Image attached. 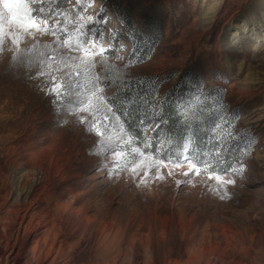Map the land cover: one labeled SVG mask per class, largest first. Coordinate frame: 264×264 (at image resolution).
Returning <instances> with one entry per match:
<instances>
[{"label": "rangeland", "instance_id": "obj_1", "mask_svg": "<svg viewBox=\"0 0 264 264\" xmlns=\"http://www.w3.org/2000/svg\"><path fill=\"white\" fill-rule=\"evenodd\" d=\"M57 2L78 11L50 0ZM102 5L109 21L103 39L113 30L123 37L118 55L124 60L110 57L111 63H126L141 39L150 48L122 69L128 81L148 80L162 97L188 74L200 78L213 100L219 90L222 107L213 106L207 132L223 134L214 125L227 128L230 121L237 139L254 135L244 171L227 177L235 183L223 200L208 191L204 176L177 184L187 167L171 162L161 169L163 181L148 173L144 183L130 174L131 165L106 174L89 134L54 110L25 70H9L14 55L35 62L51 52L53 38H27L18 53L8 51L13 45L6 41L0 53V205H6L0 216L29 197L60 216L55 233L62 251L41 264H264V0H95L97 12ZM4 232L0 264H30L32 240L6 260L13 243L7 245L10 231L0 228Z\"/></svg>", "mask_w": 264, "mask_h": 264}, {"label": "snow or ice", "instance_id": "obj_2", "mask_svg": "<svg viewBox=\"0 0 264 264\" xmlns=\"http://www.w3.org/2000/svg\"><path fill=\"white\" fill-rule=\"evenodd\" d=\"M63 2L76 5L78 11L62 9L59 2L53 6L50 0H0V53L5 50L6 41L13 45L7 50L18 53L27 38L34 43L41 36L53 38L47 45L51 52L42 54L35 62L14 55L9 70L17 67L25 70L37 91L49 98L54 110L89 134L92 154L106 174L109 168L116 173L126 172L131 165L130 174L138 180L147 183V174L151 173L152 178L163 181L161 169H167L171 162L177 169L187 167L182 173L185 180L177 184L187 185L194 177L204 176L207 181H214L205 182L208 191L226 199L228 185L235 183L227 177L243 173L244 157L251 155L254 135L241 141L232 131L230 121L226 122L227 128L216 124L214 127H220L223 134L217 133L213 147L202 151L189 131L190 125L185 123L176 139L171 130L164 128L168 117L161 109L170 107L178 112L186 101L165 99L161 104L153 98L145 103L140 95L133 97L128 91V73L122 69L136 61L138 49L134 47L126 63L110 62V57L124 60L118 55L123 37L113 30L108 39H103L109 23L107 5L101 6L104 11L97 12L95 0ZM222 99L219 90L214 100L211 92L205 95V100L221 107ZM141 108L143 115L135 121L139 130L133 133L130 120ZM149 132L155 136L151 137ZM167 175L171 177L174 173L169 170Z\"/></svg>", "mask_w": 264, "mask_h": 264}, {"label": "trees", "instance_id": "obj_3", "mask_svg": "<svg viewBox=\"0 0 264 264\" xmlns=\"http://www.w3.org/2000/svg\"><path fill=\"white\" fill-rule=\"evenodd\" d=\"M134 43L135 41H133V44ZM134 47L144 54L150 49L148 43L142 39L140 43L134 44ZM203 89L205 88L200 78L188 74L183 75L162 97L159 96L158 89L152 86L148 80L128 81V91L132 93L133 97L140 95L141 99L145 100V103L153 98L160 100L161 104H163L165 99L177 100L178 98H183L186 103L181 105L178 112L173 111L170 107L161 109L168 117V123L164 125V128L166 130H171V134H174L176 139H178L183 131V125L187 123L190 125L189 131L191 134H194L200 149L202 151H208L215 143L212 132L210 133L207 131L213 119V113H215L214 110H212L213 106L215 107L216 105L213 104L211 100H205V95L210 91L205 90V92ZM153 93H155L154 97ZM143 112L144 109L141 108L140 113L130 120V123L133 124V133H137L139 130V126L135 124V121L143 115ZM201 127H206L207 129L201 130ZM161 136L164 138V133H161ZM172 143L174 144L175 140H173Z\"/></svg>", "mask_w": 264, "mask_h": 264}, {"label": "bare ground", "instance_id": "obj_4", "mask_svg": "<svg viewBox=\"0 0 264 264\" xmlns=\"http://www.w3.org/2000/svg\"><path fill=\"white\" fill-rule=\"evenodd\" d=\"M38 204H39L38 201H33L30 199V197L28 198V200L26 199L23 202V205L21 204L20 200H17L14 204L8 205V209L6 213L7 216L5 218L0 216V228H5L7 231H10V235L7 238L8 241L7 245L10 246L13 243L12 246L9 248L11 250V254L10 256L7 257L6 260L12 257L17 246H19L20 250H22L21 247H23V245H26L28 240H32L34 244V246L27 252L31 256V258L29 257L30 264H41L42 260L50 261L49 258L54 254V252H56L57 254L61 253L62 248L56 250V245L58 244V235L57 233H55L57 226L56 222L57 220L59 222V219L61 218L60 216H57V214L55 213L53 214L52 212H48V213L44 212L43 210L40 209V206H38ZM3 205L6 204L0 205V209ZM21 206H23V208H21ZM8 234L7 232H4L3 235H0V239H3L4 241L3 237ZM25 257L27 256L25 255ZM12 258L14 260V257ZM55 260L56 259H53L51 264H53ZM67 263L69 264V262Z\"/></svg>", "mask_w": 264, "mask_h": 264}]
</instances>
